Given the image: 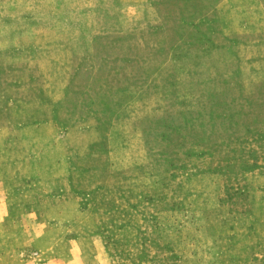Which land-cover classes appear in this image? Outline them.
<instances>
[{
	"label": "rangeland",
	"instance_id": "1",
	"mask_svg": "<svg viewBox=\"0 0 264 264\" xmlns=\"http://www.w3.org/2000/svg\"><path fill=\"white\" fill-rule=\"evenodd\" d=\"M220 1L0 0V179L35 212L0 264H264V19Z\"/></svg>",
	"mask_w": 264,
	"mask_h": 264
},
{
	"label": "crops",
	"instance_id": "2",
	"mask_svg": "<svg viewBox=\"0 0 264 264\" xmlns=\"http://www.w3.org/2000/svg\"><path fill=\"white\" fill-rule=\"evenodd\" d=\"M125 4L143 3L145 0H120ZM221 9H231L234 11H242L243 13L256 16L259 19H264V0H221L219 3ZM253 15H252V13ZM245 14V15H246ZM2 150V149H1ZM21 166V165H20ZM18 178H10L8 181L0 179V221L3 218L12 217L30 218L35 212L27 208L14 209L12 203H23L28 201V194L17 187L18 183H14ZM27 193V192H26ZM27 197V198H23ZM25 207V206H24ZM15 210V212H14Z\"/></svg>",
	"mask_w": 264,
	"mask_h": 264
}]
</instances>
